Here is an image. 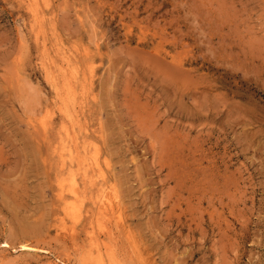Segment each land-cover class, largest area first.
I'll return each instance as SVG.
<instances>
[{
    "label": "rangeland",
    "instance_id": "1",
    "mask_svg": "<svg viewBox=\"0 0 264 264\" xmlns=\"http://www.w3.org/2000/svg\"><path fill=\"white\" fill-rule=\"evenodd\" d=\"M0 264H264V0H0Z\"/></svg>",
    "mask_w": 264,
    "mask_h": 264
},
{
    "label": "bare ground",
    "instance_id": "2",
    "mask_svg": "<svg viewBox=\"0 0 264 264\" xmlns=\"http://www.w3.org/2000/svg\"><path fill=\"white\" fill-rule=\"evenodd\" d=\"M4 246H8V244H7V243H4ZM22 248H23V249H29V248H31V247H29V246H27V245H22Z\"/></svg>",
    "mask_w": 264,
    "mask_h": 264
}]
</instances>
